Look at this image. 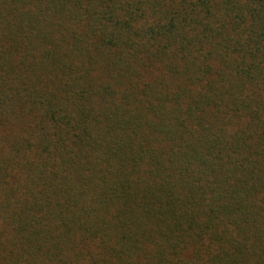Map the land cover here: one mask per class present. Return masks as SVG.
Returning a JSON list of instances; mask_svg holds the SVG:
<instances>
[{
    "label": "trees",
    "instance_id": "16d2710c",
    "mask_svg": "<svg viewBox=\"0 0 264 264\" xmlns=\"http://www.w3.org/2000/svg\"><path fill=\"white\" fill-rule=\"evenodd\" d=\"M0 264H264V0H0Z\"/></svg>",
    "mask_w": 264,
    "mask_h": 264
}]
</instances>
